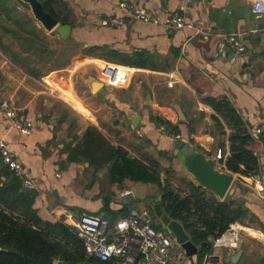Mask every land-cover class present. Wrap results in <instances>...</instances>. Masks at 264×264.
<instances>
[{"label":"crops","instance_id":"1","mask_svg":"<svg viewBox=\"0 0 264 264\" xmlns=\"http://www.w3.org/2000/svg\"><path fill=\"white\" fill-rule=\"evenodd\" d=\"M63 1L72 11L69 15L71 32L67 38L79 48L72 62L75 71H95L100 75L101 89H116L123 95L122 99L114 102L120 123H110L109 126L99 119L83 128L77 123L79 128L75 133L81 135L93 126L115 146L125 148L137 158L144 155L157 158L162 167L160 156L164 153L165 157L174 158L173 168L182 175L185 169L174 153L181 140L188 141L190 146L212 158L214 150L219 149L218 142H225L224 151L229 156L227 136L218 135L213 120L217 114L204 104V99L208 97H227L253 137L251 150L259 158L258 175L264 174V135L256 134L264 125V14L254 13L256 0H131L137 9L154 14L157 23L135 19L131 12L122 9L124 0ZM12 4H16V0H12ZM175 12L193 23L196 29L165 28L164 24ZM25 16L38 24L31 10L19 6L12 11V20H6L5 15L0 14V26L15 28V21ZM111 17L125 20V26L115 28L105 25ZM42 30L49 38L61 39L55 31L49 33ZM233 33L241 35L246 46L244 54H235L223 42L222 35ZM52 34L56 35L51 37ZM15 41L3 34L0 27V87L3 88L14 84L19 89L21 85L18 81L13 83L11 75L6 74L23 73L21 66L5 50H18L19 45ZM137 54L149 55L151 67L131 66L129 63L135 62ZM122 61L127 66L119 65ZM106 66L133 68V72L141 74L139 84H132L131 80L126 86H118L106 76ZM47 77L42 79L45 83ZM169 82L173 83V87L168 85ZM130 88H133L131 94ZM6 95L0 88V103L6 101ZM104 95L105 92L102 98ZM81 101L88 108L89 116L73 108L87 118H95L88 104ZM16 109L34 121L31 134L22 135L12 128L1 111L0 133L9 149L20 158L27 176L36 182L39 195L34 208L43 221L65 223L68 215L78 218L90 214L115 217L117 219L113 222L108 219L114 223L123 218V210L127 209L128 214L133 208H138L139 203L145 204V208L138 209L154 212L150 197L156 195L155 185L130 180L121 186L111 184L106 176L107 169L99 172L93 183L94 171L87 163H66L64 148L71 141L69 127L60 131L52 118L39 115L35 119L32 113ZM135 113L140 119L137 127L132 121ZM157 119L179 125L181 136L166 134L157 125ZM202 127L214 130L205 133ZM226 132L228 135L227 128ZM232 174L235 180L226 198L237 200L253 218L246 225L237 224L241 246L220 249L216 261L233 264L231 257L242 251L243 255L236 264H264V196L260 197L253 189L250 180L253 177ZM190 181L195 182L193 179ZM124 191L133 194V198H121L120 194ZM196 263L197 257L194 256L193 261L188 258L186 264ZM54 264L64 263L55 260Z\"/></svg>","mask_w":264,"mask_h":264},{"label":"trees","instance_id":"2","mask_svg":"<svg viewBox=\"0 0 264 264\" xmlns=\"http://www.w3.org/2000/svg\"><path fill=\"white\" fill-rule=\"evenodd\" d=\"M39 2L60 25H70L69 15L72 11L63 0ZM19 6L30 11L29 5L20 0H16L14 5L12 0H0V14L3 13L6 20H12L11 13ZM23 18L15 21V28L0 26L2 33L14 38L19 45L18 50H5L21 66L22 74L42 80L72 64L79 49L74 42L68 38H49L31 17ZM135 58L133 64L128 62L131 66L151 67L149 55L137 54ZM123 64L127 66L124 61L119 65ZM204 104L217 114L213 120L220 136H227V171L247 178L257 176L260 162L251 150L253 137L231 101L227 97H208L204 99ZM156 121L160 129L163 126L166 128V134L181 136L179 125L162 119ZM78 128L76 122L69 125L71 141L64 148L66 163H87L94 171L93 183L97 174L107 169L106 176L111 184L121 186L130 180L155 185L160 192L158 203L163 212L184 227L190 241L198 248L196 264H202L205 255L212 250L213 241L229 230L232 224L246 225L253 218L237 200L230 197L219 200L193 181L182 180L184 188L175 187L170 179L162 178V166L157 158L149 155L137 158L125 148L112 144L93 126L81 135L75 133ZM218 148L225 150L226 143L218 142ZM165 156L162 153L160 158ZM38 195L36 189L24 188L22 179L10 171L0 155V264H54L55 260L64 264H113L87 255L84 242L68 224L43 221L34 208ZM150 211L155 214L153 210ZM126 212L127 209L122 211L123 217L127 216ZM105 218H111L112 222L117 219Z\"/></svg>","mask_w":264,"mask_h":264},{"label":"built area","instance_id":"3","mask_svg":"<svg viewBox=\"0 0 264 264\" xmlns=\"http://www.w3.org/2000/svg\"><path fill=\"white\" fill-rule=\"evenodd\" d=\"M122 9L131 12L132 16L145 23H157V17L151 12L137 9L131 0H124ZM256 15L264 14V0H256L253 5ZM126 21L118 17H111L106 20L105 25L121 28ZM165 28L195 30L193 23L186 21V18L179 12L173 13ZM39 28H42L38 24ZM225 44L235 54H244L246 46L240 34H224L221 36ZM104 72L109 79L118 86L128 85L134 77L132 68L120 66H106ZM168 85L173 87V83ZM0 111L11 122V127L22 135H30L34 128V121L24 115L9 101L0 103ZM162 131L166 128L161 127ZM256 134L264 135V125ZM0 155L5 165L16 177H20L26 189H36L35 180L27 176L25 167L16 153L9 149L6 140L0 133ZM227 155L221 148L217 149L214 160L216 169L219 172L230 173L225 167ZM256 193L264 196V174L254 176L250 179ZM131 194L124 191L120 194L125 198ZM65 223L71 226L84 242L86 254L103 262L113 264H186L188 261L185 249L177 242L171 231L159 222L149 209L133 208L127 216L111 223L108 219L96 215L83 214L80 217L74 215L66 216ZM161 226V228H159ZM239 230L237 224H232L220 238L213 241L212 250L205 255L202 264H221L217 259L222 248H236L239 243Z\"/></svg>","mask_w":264,"mask_h":264},{"label":"rangeland","instance_id":"4","mask_svg":"<svg viewBox=\"0 0 264 264\" xmlns=\"http://www.w3.org/2000/svg\"><path fill=\"white\" fill-rule=\"evenodd\" d=\"M94 62L98 63L96 61ZM73 66L74 63H72L67 68L62 69L61 71H57L48 75L49 77L46 78L47 83H45L43 80L29 79L28 77L23 76L24 74L20 72L6 73L11 75L13 78V83L18 81L21 85L18 87L19 89H17V86H14V84H11V86L6 85L5 88L0 87L5 91V94H7L4 99L13 103L22 112H24L25 108L28 107V109L26 108L25 112L32 113V116H34L35 119L39 115L48 117L49 119L52 118L51 120L56 122L55 127L59 128L60 131H64L72 122L78 123L81 127L91 124L92 122L96 123L99 119L104 123H107L109 126L110 123H120L117 120L119 118L118 108H116L114 102L116 100L122 99L123 95L116 89L110 88H99L94 94H92L91 83H102L98 79L100 76L99 73H96L95 71L90 72L87 69L75 71ZM1 78L2 75L0 76V84H2ZM140 79L141 74L135 71L131 83L133 84L136 82L139 84ZM103 91L105 92V95L102 98L101 95L104 94ZM129 91L131 94L133 88H130ZM80 98L86 104H88V107L95 118L90 119L80 113L82 112L87 116L90 115L88 108L84 105ZM73 107L80 112L75 110ZM134 117H138L137 113H135ZM65 118L66 121L63 122V119ZM202 128H204L203 132L205 133H211L214 130L213 128L210 129L208 127ZM218 135L220 136L219 131ZM214 152L216 153L215 150ZM173 159L174 158L169 157H164L161 159L163 161L162 178L164 180L170 179L177 188H184L182 180H190L193 179V177L186 173V170L184 171V174L182 172V175L181 173H177V171H175L173 168ZM168 170L169 172H167ZM186 175L191 178H187ZM151 196V207L154 209L155 205L158 204L160 199L159 189L157 188L155 196ZM138 208H145V204L139 203Z\"/></svg>","mask_w":264,"mask_h":264},{"label":"water","instance_id":"5","mask_svg":"<svg viewBox=\"0 0 264 264\" xmlns=\"http://www.w3.org/2000/svg\"><path fill=\"white\" fill-rule=\"evenodd\" d=\"M22 1L29 5L34 19L46 32L50 33L55 31L61 39H65L70 35L71 27L69 25H60L51 14L44 10L39 0ZM101 87H103L102 83L93 82L91 83V92L94 94ZM148 99L150 98L148 97ZM139 120V117L133 118L132 121L134 127L139 125ZM174 153L178 157L183 168L191 177H193L198 186L213 194L219 200H224L226 198L235 180L232 173L219 172L216 169V162L212 157H208L204 153L196 150L190 146L189 142L186 140H181L180 145L176 147ZM129 197L133 198V194H129ZM154 213L160 220L161 224L171 231L177 242L185 249L190 261H193V257L198 253V248L190 241L184 227L179 222L174 221L167 216L163 212L159 203L155 205ZM240 246L241 242L239 241L238 247ZM242 255V251L233 255L231 257L232 263L236 264L237 260H239Z\"/></svg>","mask_w":264,"mask_h":264}]
</instances>
